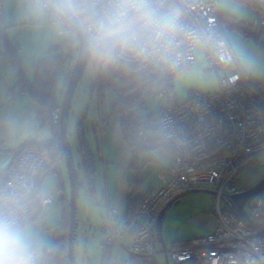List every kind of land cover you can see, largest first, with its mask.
Masks as SVG:
<instances>
[{
    "label": "built area",
    "instance_id": "obj_1",
    "mask_svg": "<svg viewBox=\"0 0 264 264\" xmlns=\"http://www.w3.org/2000/svg\"><path fill=\"white\" fill-rule=\"evenodd\" d=\"M79 1L83 7L94 5L89 7L93 12L110 2ZM68 2L75 15L71 0ZM149 2L158 9L174 13L183 29L184 38L178 41L172 58L165 61L152 49H118L112 52L114 56L134 65L138 73L156 71L163 76L175 77L195 62L196 48L202 46L211 72L218 73L222 67L229 70L219 78V88L214 91L191 90L187 97L178 98L172 81L155 93L166 94L167 104L155 113L151 123L138 128V142L148 146L158 141L170 147L172 163L161 170L162 186L143 194L132 219L114 225L117 211L108 212L101 227L106 243L112 245L130 232V253L152 257L156 251L154 225L160 206L190 188L210 187L217 192L218 226L212 233L168 251L172 264H264V198L258 203H250V198L245 203L251 222L227 204L222 206L224 196L246 189L239 185L241 171L264 151V78L253 83L239 66L220 25L217 0ZM257 2L264 6L263 0ZM40 6L49 12L52 25L62 26L60 35L72 34L73 29L56 4L51 0H40ZM257 12L248 22L255 27L264 26V14ZM2 13L0 0V18ZM76 18L80 23V17ZM81 27L89 40L90 55L97 58L100 52L91 47V33ZM2 34L0 22V36ZM191 38L200 43L194 44ZM104 96L117 97V94L105 90ZM131 105V113L147 115L146 103L141 97H134ZM127 116L128 113L122 118ZM61 117L59 105L52 112V131L40 140V146L24 148L2 171L0 215L13 214L25 223L39 207L45 209L54 203V196L41 190L40 181L49 165L50 147L59 148Z\"/></svg>",
    "mask_w": 264,
    "mask_h": 264
},
{
    "label": "crops",
    "instance_id": "obj_2",
    "mask_svg": "<svg viewBox=\"0 0 264 264\" xmlns=\"http://www.w3.org/2000/svg\"><path fill=\"white\" fill-rule=\"evenodd\" d=\"M1 1L4 14L1 26L4 35L18 48L26 80L35 89L33 65L52 55V49L63 37L59 33L62 26L51 24L49 12L39 5L38 0ZM217 1L222 15H228L234 19H244V8L242 6L235 3L233 6L232 2L230 3L227 0ZM250 19L253 18L250 17ZM227 39L239 66L251 78L252 82L257 83L263 79L264 56L261 50L264 48V37L261 38L258 45H255L250 40H245L238 33L227 34ZM253 54L255 55L253 56ZM257 55L260 57L257 58ZM195 58V62L188 69L173 79L175 94L178 97L185 95L188 89L190 91L193 89L199 91L217 90L219 88V78L226 74V71L214 73L208 69L207 59L202 46L196 48ZM18 81V77L13 73L10 59L6 55H0V175L16 159L20 151L19 147L22 144L29 140L40 142L43 137L49 135L44 133L45 128H49L50 133L52 131L51 126L41 125L40 113L42 112V107L28 91L13 93ZM148 99L146 101V112L148 111L147 114H151L150 111H154L156 108L151 102L148 104ZM164 106L165 103L159 110ZM108 114L109 111L103 116L100 134L102 156L99 161L101 166L93 153L95 161L93 183L95 182L96 188L92 190L91 211L95 213L97 220L96 225H92V228L96 232V227H98L101 237H99L98 244L94 245L93 253L89 249V241H87V261L88 264H158L157 257L163 256L166 259L165 244H163V252L156 249L155 254L150 258L132 255L129 251L132 238L130 232H126L121 236L118 242L108 245L101 227L110 210L117 211L113 221L114 225H121L124 219H132L135 213L128 214V206L131 182L137 176L135 168L139 171L138 178L140 179L136 185L137 192L135 197H142L148 190L162 186L160 173L163 168L171 166L173 151L162 143L152 142L147 147L135 152L134 148L130 147L124 139L122 115L120 113ZM52 156L54 155L51 154L49 156L48 166H51ZM59 162V170L45 174L40 181L41 190L46 194H52L54 203L43 209L37 219L29 224H33L37 230L40 228H57L65 215L66 205L70 207L65 178H63L62 174L64 162L63 160ZM263 175L264 172L259 176H249L248 185L251 186ZM56 196H60L58 202L56 201ZM184 201L185 196L181 197L173 205ZM165 203L160 206L159 211ZM172 206L170 209L173 208ZM215 209L213 210L209 205L207 207L189 205L187 210H190L191 216L186 221L210 234L219 223ZM183 221V218L177 217L176 228L178 231L184 227ZM44 234L41 236L43 237ZM180 234L182 233L172 237V248L170 250L174 248L175 242H188L192 239H189L190 237H181L185 235ZM54 236L55 233L53 234V239ZM52 245L48 249H44L42 253L44 254L50 250ZM37 253L39 264L40 252L38 249Z\"/></svg>",
    "mask_w": 264,
    "mask_h": 264
},
{
    "label": "trees",
    "instance_id": "obj_3",
    "mask_svg": "<svg viewBox=\"0 0 264 264\" xmlns=\"http://www.w3.org/2000/svg\"><path fill=\"white\" fill-rule=\"evenodd\" d=\"M239 1H244L249 3V5H254L257 11H261L264 14V6H259L257 0ZM71 2L75 11L79 7L83 6L79 0H71ZM3 17L4 14L2 13L0 18L1 25ZM233 20L234 18L228 15H222L221 13L219 14V22L224 33L226 31L227 24L229 28L239 29L243 31L246 37H253L257 42H259L260 38L264 35V26L255 27L248 21L242 22ZM76 46L78 48L79 42L77 35L73 31L70 36H63L60 39L59 43L52 49V55L36 62L33 65L36 88L33 89L26 80L24 69L22 67V59L19 56L18 48L4 35V31L0 36V55H6L10 59L13 73L18 77L19 80L17 86L13 90V93L19 91H28L32 95L33 99L42 107V112L40 113L42 126L52 125V112L57 106L60 105L59 67L63 62L69 59L71 60L72 64L75 63ZM262 50L264 51V48H262ZM89 58H93V56L90 55ZM96 61L97 79L93 83L92 88L94 87L95 89L97 87L102 98L105 97V90L116 92L117 97L109 96L111 102L109 114L113 115L120 113L123 116L124 114L128 113L127 118H124L122 121V133L124 135V139L130 147L134 148L135 152L142 149L143 147H147L138 142L137 131L140 126L151 123L155 113L147 114L145 116H136L133 112H130L132 100L134 97L138 96L144 99V102L146 103L147 98L162 89L168 82H172L174 77L163 76L156 71H149L143 74L138 73L136 72L134 65L119 60L112 53H99ZM105 119H107V117H105ZM79 133L81 138L80 152L84 161L85 176L91 182H93L95 161L85 138L84 128L82 125L79 126ZM156 143L160 142L156 141ZM30 146H40V144L37 141L29 140L19 147V153L24 148ZM50 148L54 156L51 158V166L47 167V169L43 172L42 177L51 171H58L60 163L59 161L62 160L61 151L59 148ZM254 160H252V162ZM135 170L137 176L136 178L132 179L131 182L128 214L136 213L142 200V197H135L137 192L136 185L140 181L138 178L139 171L137 168H135ZM42 211L43 209L39 207L35 215L24 224L29 225L31 222L36 220ZM69 215V207L66 205L65 215L55 232L53 245L50 250L46 251L42 256L43 264H70L68 256V238L70 227ZM185 243L187 242L177 241L175 242L174 247L181 246Z\"/></svg>",
    "mask_w": 264,
    "mask_h": 264
},
{
    "label": "rangeland",
    "instance_id": "obj_4",
    "mask_svg": "<svg viewBox=\"0 0 264 264\" xmlns=\"http://www.w3.org/2000/svg\"><path fill=\"white\" fill-rule=\"evenodd\" d=\"M220 2L222 0H219ZM230 3L232 2L242 6L244 8V19L236 18L233 21H242L246 22L250 17H256V11L254 5H249V3L239 0H227ZM40 5V0H38ZM226 33L233 34L238 33L245 40H250L254 42L255 45L260 44V40L264 35L260 38L259 42H257L253 37H246L243 31L239 29L229 28L226 24ZM226 34V36H227ZM79 52V46L75 50V59ZM254 52V51H253ZM252 52V53H253ZM262 55L264 56V51L261 50ZM255 54H253L254 56ZM260 56L257 55V58ZM256 58V59H257ZM96 58H89L87 63L84 75L80 80L75 94L73 96L72 105L69 114V122H68V140L72 151V157L74 160V164L77 171V176L79 182H81V186L78 190L77 195V213H76V237L74 240V260L75 264H88L86 257V243L89 241V249H93L94 245H97L99 242V237L101 234L98 232V227H96V232L92 228V225H96V216L93 211H91V196L92 190L96 188L95 182H91L86 176L83 169V157L80 152L81 146V138L79 133V126L82 125L84 128L85 138L89 145V149L92 154L94 153L97 157V162L101 166L99 159L102 156L101 144H100V134L102 129V121L103 116L110 110L111 102L110 97H101L99 93V89L96 87L92 89L93 83L97 79V66H96ZM73 65L71 60H66L59 67V101L60 105L63 100L64 86L68 82L70 77ZM229 70V69H228ZM226 68L222 67L220 72L228 71ZM178 76V75H176ZM192 91H199L197 89H193ZM61 92V94H60ZM190 93V89H188L183 96H177L178 98H185ZM168 96L166 94L162 95H152L148 99V104L151 102L152 105L156 108L154 111H150V113H158L161 106L165 103L167 104ZM147 106V105H146ZM148 113V111H147ZM44 133L50 134V129L45 128ZM94 157V156H93ZM63 165V178H65L66 183V191L69 195V199L71 196V182H70V174L65 161ZM264 172V151H262L255 160L246 167L243 171H241V178H239V185L243 188L250 187L248 185L249 176H259ZM264 176V175H263ZM259 180V179H258ZM257 180V181H258ZM255 183V182H254ZM210 188V187H206ZM212 189V188H210ZM60 196H56V201L58 202ZM184 197V196H183ZM262 198H264V187L251 198L250 203H258ZM70 202V201H69ZM189 205H199L200 207H207V205L211 206L214 210L216 208V196L206 192H196L191 195L188 194L185 196V201L183 203H179L173 205L172 209L168 211L164 218V223L162 225V235L164 238V244L166 250H170L172 248V237L177 235L178 233H182L180 235H185L181 237H190L189 239H193L196 237H201L208 235L203 229L198 228L197 226L192 225L189 221L186 220L191 216L190 210H187ZM225 205V202H222V206ZM184 210V211H183ZM170 212V213H169ZM180 216L183 218L184 227L179 231L176 228L177 217ZM28 228L31 230L32 235L35 237V245L39 254V264H42V252L44 249H48L52 245L53 234L58 229V227H54V229H45L40 228L36 229V227L31 224L28 225ZM155 229V225H154ZM44 234L42 237L41 235ZM155 246L158 251H164L163 243L159 242L157 237L155 238ZM93 253V250H92ZM95 255V254H93ZM158 264H167L165 257L159 256L157 257ZM170 264H172L170 260Z\"/></svg>",
    "mask_w": 264,
    "mask_h": 264
},
{
    "label": "clouds",
    "instance_id": "obj_5",
    "mask_svg": "<svg viewBox=\"0 0 264 264\" xmlns=\"http://www.w3.org/2000/svg\"><path fill=\"white\" fill-rule=\"evenodd\" d=\"M89 7H79L75 15L91 33L93 50L102 54L118 49H152L167 61L184 38L178 17L156 8L149 0H110L95 12ZM36 253L28 226L13 214L0 215V264H38Z\"/></svg>",
    "mask_w": 264,
    "mask_h": 264
},
{
    "label": "water",
    "instance_id": "obj_6",
    "mask_svg": "<svg viewBox=\"0 0 264 264\" xmlns=\"http://www.w3.org/2000/svg\"><path fill=\"white\" fill-rule=\"evenodd\" d=\"M51 1L54 4H56V6L62 11L69 25L77 35L79 42V52L75 59V63L73 65L68 82L66 83L65 89L62 93L64 96L61 103L62 117H61L60 140H59V150L61 151V159L66 162L70 174L71 196L69 199L70 227H69V238H68V256H69L70 264H75L74 240L76 237V227H77V222H76L77 195H78V190L81 186V182H79L78 180L76 167L72 157L71 147L68 140V122H69V114H70L73 96L75 94L76 88L80 80L84 75L87 63L89 61L90 44L83 28L81 27L78 19L74 15V12L68 0H51ZM92 89H94V87ZM83 169H84V165H83ZM263 187H264V176L261 179H259L255 184L246 188L244 191L231 194L230 196H224L223 200L229 207L234 209L237 213H239L241 216H243L244 218H246L248 221L251 222L252 219L250 218L244 207L245 203L254 195H256ZM196 192H206L213 195H216L217 193L215 190L210 188H190L188 190L181 192L172 199L168 200L159 211L156 219L155 235L161 243L164 244V239L162 235V225L166 212L181 197ZM166 262L167 264H170V259L168 257V250H166Z\"/></svg>",
    "mask_w": 264,
    "mask_h": 264
},
{
    "label": "flooded vegetation",
    "instance_id": "obj_7",
    "mask_svg": "<svg viewBox=\"0 0 264 264\" xmlns=\"http://www.w3.org/2000/svg\"><path fill=\"white\" fill-rule=\"evenodd\" d=\"M262 177H263V176H262ZM262 177H261V178H262ZM261 178H260V179H261ZM256 182H257V181H256ZM256 182H255V183H256ZM255 183H254V184H255ZM252 185H253V184H252Z\"/></svg>",
    "mask_w": 264,
    "mask_h": 264
}]
</instances>
